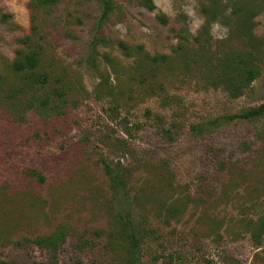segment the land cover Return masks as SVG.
Returning a JSON list of instances; mask_svg holds the SVG:
<instances>
[{
  "label": "rangeland",
  "instance_id": "374dc122",
  "mask_svg": "<svg viewBox=\"0 0 264 264\" xmlns=\"http://www.w3.org/2000/svg\"><path fill=\"white\" fill-rule=\"evenodd\" d=\"M152 1L0 0V264L57 233L60 264H264V117L228 118L264 102V0ZM27 35L44 88L13 70ZM241 50L258 72L232 97L217 60Z\"/></svg>",
  "mask_w": 264,
  "mask_h": 264
},
{
  "label": "trees",
  "instance_id": "16d2710c",
  "mask_svg": "<svg viewBox=\"0 0 264 264\" xmlns=\"http://www.w3.org/2000/svg\"><path fill=\"white\" fill-rule=\"evenodd\" d=\"M61 0H32L31 9L36 10L40 7H49L59 3ZM103 12L101 15V20L105 19L109 16L112 8L113 3L112 0H99ZM145 4L148 8L153 9L155 7L152 0H145ZM164 19V16H161ZM38 25H33L32 35H36L38 32ZM42 37L40 33L38 35ZM30 35H27L24 38V42L28 43L29 50L21 51V57L16 59L13 62V70L17 73H22L24 76V80L26 83L31 85L32 88H44L50 78V73L42 69L41 61H42V45L38 44L33 38H30ZM120 46L125 51L126 54H130L129 47L123 41H120ZM146 57L156 61L158 60V56H149L145 53ZM161 58H165V55H161ZM255 57L252 52L246 51H232L230 53L225 54L219 60H217V66L219 70L218 79L219 81L226 87L229 91V94L232 97H238L244 93L245 88H247L252 81L257 76V67L255 65ZM14 93V91H12ZM62 93V92H61ZM36 94V93H34ZM264 117V102H262L258 106L249 107L243 109L241 112L232 114L228 116L229 119H245V120H253L257 118ZM128 125H124V130L126 134L131 135V131L129 130ZM124 142H128L126 138H121ZM37 173V176L44 180V175L41 174L39 171L34 170ZM110 178L112 182L115 184L122 183L121 177L114 173V175L110 172ZM119 189L117 186H114V191L117 192ZM121 196L118 195V199ZM129 202V199H126ZM131 211H126L124 216L120 214L123 219L124 225L127 230V236L132 242L133 250L136 251V248L139 246L140 237H138V233L140 231V225H136L134 219L132 217ZM257 221V232L258 235H264V213L256 219ZM66 239L64 235H60L57 233L55 236L48 235L39 237L34 240L33 244L36 245L39 249L44 250L48 255L47 260L43 261H35L33 264H60L59 262V251L62 245L65 243ZM21 245V244H20Z\"/></svg>",
  "mask_w": 264,
  "mask_h": 264
}]
</instances>
